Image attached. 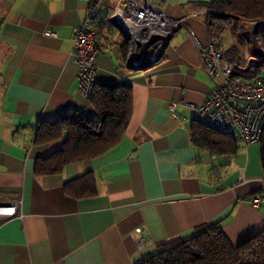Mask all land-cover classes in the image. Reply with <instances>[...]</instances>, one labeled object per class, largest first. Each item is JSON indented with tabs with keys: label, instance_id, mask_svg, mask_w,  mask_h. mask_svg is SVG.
Here are the masks:
<instances>
[{
	"label": "crops",
	"instance_id": "1",
	"mask_svg": "<svg viewBox=\"0 0 264 264\" xmlns=\"http://www.w3.org/2000/svg\"><path fill=\"white\" fill-rule=\"evenodd\" d=\"M139 1L182 18L141 69L129 64L124 34L111 21L122 0H0V202L21 198L18 212L0 222V264H134L205 223H219L234 244L264 228L261 142L195 125L190 108L215 84L190 31L205 44L222 38L225 57L264 74L263 32L250 24L259 16L214 10V0ZM90 7L102 39L95 84L129 85L131 116L105 152L38 174L37 160L62 146L37 141L38 123L69 109L97 115L79 91L73 55V29Z\"/></svg>",
	"mask_w": 264,
	"mask_h": 264
},
{
	"label": "built area",
	"instance_id": "2",
	"mask_svg": "<svg viewBox=\"0 0 264 264\" xmlns=\"http://www.w3.org/2000/svg\"><path fill=\"white\" fill-rule=\"evenodd\" d=\"M93 14L94 8L90 7L86 20L73 29V55L79 69L78 88L86 98L95 86V58L102 49V39L91 25ZM111 19L118 21L126 36L127 60L140 63L155 61L182 22V18L139 0H122V8L114 9ZM190 34L203 67L215 80L204 102L190 105L192 120L222 132H232L245 144L259 142L264 129V75L241 74L245 67L225 57L222 38L211 36L205 44L194 31ZM170 104L174 107L176 102ZM262 200L261 194L251 198L254 205H259ZM20 203V196L0 202V222L15 215Z\"/></svg>",
	"mask_w": 264,
	"mask_h": 264
},
{
	"label": "trees",
	"instance_id": "3",
	"mask_svg": "<svg viewBox=\"0 0 264 264\" xmlns=\"http://www.w3.org/2000/svg\"><path fill=\"white\" fill-rule=\"evenodd\" d=\"M209 6L245 18L264 15V0H214L209 2ZM251 67L242 69L241 74L251 76L259 73L257 67ZM88 99L97 111L95 118L88 117L78 109H69L53 122L38 123L37 141L62 139V146L37 160L36 173L59 172L67 163L92 158L121 140L131 116L130 86L95 84ZM193 123L204 124L196 119H193ZM223 133L229 135L232 132ZM194 136L196 139L197 136ZM260 142L264 167V129ZM232 145H235L234 139ZM84 177L88 179V186L94 187L93 175L88 173ZM134 264H264V228L234 244L219 223H205L197 226L189 237L175 236L162 241L158 250Z\"/></svg>",
	"mask_w": 264,
	"mask_h": 264
},
{
	"label": "rangeland",
	"instance_id": "4",
	"mask_svg": "<svg viewBox=\"0 0 264 264\" xmlns=\"http://www.w3.org/2000/svg\"><path fill=\"white\" fill-rule=\"evenodd\" d=\"M250 24H251V26L256 25V29L259 31V33L260 32H263L262 35H261V37L263 38V36H264V15L263 16H259V18H256V19L251 20V23ZM118 28H119L118 26H115V29L117 30V32L120 33V34H122L120 32L121 31L120 28L119 29ZM123 37L126 39V36L123 35Z\"/></svg>",
	"mask_w": 264,
	"mask_h": 264
},
{
	"label": "water",
	"instance_id": "5",
	"mask_svg": "<svg viewBox=\"0 0 264 264\" xmlns=\"http://www.w3.org/2000/svg\"><path fill=\"white\" fill-rule=\"evenodd\" d=\"M111 21L114 22L118 27H120L118 21H116L115 19H111ZM128 62L133 68L141 69V68H145L147 65H149L153 61L147 62V63H140L136 60H132V61H128Z\"/></svg>",
	"mask_w": 264,
	"mask_h": 264
}]
</instances>
